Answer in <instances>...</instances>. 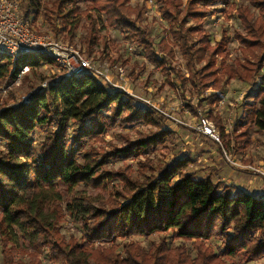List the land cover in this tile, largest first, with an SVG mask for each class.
<instances>
[{
	"label": "trees",
	"instance_id": "obj_1",
	"mask_svg": "<svg viewBox=\"0 0 264 264\" xmlns=\"http://www.w3.org/2000/svg\"><path fill=\"white\" fill-rule=\"evenodd\" d=\"M157 1L169 28L157 44L137 24L142 8L131 6L129 0H21L20 9L31 22L43 16L56 35L66 31L69 43L81 29V43L89 55L98 44L106 52L101 32L114 30L140 46L147 62L163 74L167 72L154 50L168 40L189 70L187 77H179L180 83L192 88L223 91L232 80L250 83L258 76L264 81V73L257 75L264 63V0H247L257 17L245 8L238 11L244 34L235 35L244 61L225 65L221 60L219 66L215 59L226 56L227 37L222 31L211 46L202 19L212 13L210 4L224 0H186L182 11L181 0ZM165 48L172 57V50ZM44 64H49L47 58L34 56L18 57L13 65L0 53V77L14 80L23 65L30 66L34 77V69ZM30 82L23 77L33 90L27 105L0 110V264H11L18 251L25 252V264H42L41 256L52 264H223L221 256L264 260V197L234 191L209 176L197 178L184 170V158L161 165L139 161L137 179L131 178L128 164L110 167L147 155L171 139L173 132L160 129L154 110L136 107L124 93L90 75L60 79L38 90ZM258 91L256 98L264 87ZM218 100L213 95L205 99V116L215 122L224 140L223 125L210 109ZM140 125L150 129L137 132L134 140L120 135L125 143L121 147L102 146L107 131ZM252 125L264 131V100L258 106L246 104L245 116L233 121L231 139L244 143L237 150L249 145ZM35 131L44 133L42 140L36 142ZM115 180L132 191L123 204L108 206L85 195L86 188L100 189ZM71 193L69 200L63 199ZM66 215L80 227V238L63 235ZM152 235L157 241L147 249L131 240ZM177 240L183 245L169 244ZM210 240L216 242L217 252L205 245ZM184 243H190L194 254Z\"/></svg>",
	"mask_w": 264,
	"mask_h": 264
},
{
	"label": "rangeland",
	"instance_id": "obj_2",
	"mask_svg": "<svg viewBox=\"0 0 264 264\" xmlns=\"http://www.w3.org/2000/svg\"><path fill=\"white\" fill-rule=\"evenodd\" d=\"M17 2L20 6L21 0H17ZM129 2L133 7L142 8L141 22H137V24L148 33L154 44L159 43L161 39L167 37L169 28L160 15L159 1L129 0ZM185 5L186 0H181L179 9L182 11ZM242 8L247 9L255 17L258 16V11L249 5L247 0L218 1L207 7V9L212 10V13L207 14L202 19V26L208 34L210 45H215L221 39L222 31L225 32L227 37L224 52L226 56H218L215 59L217 66H219L221 60L225 65H233L235 59L241 62L244 61L241 45L235 35L236 32L244 34V28L238 15V11ZM20 12L22 14L21 9ZM29 24L35 34L53 37L55 40L57 39V41L63 43V45L67 44V46L79 50L84 56L93 60L97 66H109L108 72L110 74H108L114 78V81L117 80L114 67L121 66L125 73V78L121 83H123V87L127 91L126 93L124 92V97L131 98L136 107H140L141 109L148 108L142 106L131 97V95L142 96L168 115V117L164 116L157 113L153 108H149L156 112L160 129H169L173 132L170 140H166L164 144L148 151L147 155H142L125 162L119 161L111 164L110 167L116 170L121 168L123 163L128 164L130 166L131 178L137 179L139 175L136 170L139 161L146 162L149 159L154 165H161L184 158L187 161V166L184 170L194 173L197 178L209 176L212 182L219 181L222 184L231 185L235 189L234 191L248 193L256 197H264V178L246 168L249 166L261 168L264 171V131L252 125L248 135L250 143L245 146L244 150L236 149V147L243 146L244 143L241 141L235 143L230 135L233 121L245 116L246 104L251 103L258 106L260 100H264V93L256 98L259 92L258 89L264 87V81L258 76L250 83L232 80L223 91H217L213 87L202 89L200 86L192 88L188 83L185 85L180 83L179 77H187L189 70L177 47L171 45V42L168 40L165 41V46L161 45L159 47L157 45L154 50L156 59L163 63L164 70L167 72L163 74L160 69H155L152 64L147 62L140 46L134 42H130V40H126L122 34L114 30L101 32V36L107 43L106 52L103 53L102 45L98 44L93 48L92 54L89 55L85 52L84 46L81 43L84 36V32L81 29H77L72 43H69L67 32H58L56 35L41 15H38L34 22L30 20ZM58 27L60 26L58 25ZM166 46L172 50V57L167 54ZM55 69L53 66H40L34 69V77L30 73V70L24 76L29 77V82L31 81L30 83L35 86L34 90H37L39 83L47 75L52 76L53 73L57 72ZM176 71L178 72V77L175 76ZM263 73L264 63L257 75H262ZM28 87L29 83H23V78L16 83L7 76L4 78L0 77V110L6 106L27 105L30 99L24 102L21 98L32 91ZM121 93L123 94V92ZM210 95L219 98L218 101L212 104L210 109L213 117L219 118L221 125H223L224 140L220 135L218 126L212 119H209L217 131L219 143L198 136L194 130L198 114L200 113L204 117L206 115L209 101H205V99L210 97ZM8 97H12V99L7 100ZM5 101H7L6 104H4ZM149 129V127L143 125L134 128L115 127L106 132L102 146L105 149H110L111 147L108 143H112L117 147H121L125 143L120 135H127L131 140H134L137 138V132L147 133ZM151 130L154 131L155 129L151 128ZM33 137L38 142L43 139L44 133L42 131H35ZM78 190H82L81 187ZM131 194L132 191L129 188L116 180L104 183V186L100 189L90 190V188H86L85 190V195H89L108 206L123 204ZM72 195L74 194L71 193L63 199L69 200ZM61 226V231L65 237L71 235L77 238L81 237L80 227L74 224L69 216L66 215L64 217ZM131 240L138 243L142 248L147 249L152 242L157 241V235L147 238L132 237ZM169 244L171 246L183 245L179 240L170 241ZM184 245L194 254L190 243H184ZM205 245L216 252L218 251L216 248L217 244L214 241H207ZM221 257L220 259L223 261V264H264L263 259L247 262L239 259V256L230 259ZM41 258L42 264H52L46 261L44 256H41ZM17 259L20 264H25L28 261L25 252L21 251L17 252V257L14 258L11 264H18L17 262L15 263Z\"/></svg>",
	"mask_w": 264,
	"mask_h": 264
},
{
	"label": "built area",
	"instance_id": "obj_3",
	"mask_svg": "<svg viewBox=\"0 0 264 264\" xmlns=\"http://www.w3.org/2000/svg\"><path fill=\"white\" fill-rule=\"evenodd\" d=\"M29 23L30 20L22 16L17 0H0V53L8 56L13 65L18 57L42 56L49 60V64L43 66L48 65L56 68L57 72L53 73L52 76L47 75V79L45 78L39 83L38 89H46L60 79L90 75L111 90L127 92L123 87V83H121L125 78L121 66L114 67L117 79L114 81V78L109 75V66H97L93 60L84 56L79 50H75L67 44L63 45L53 37L35 34ZM29 70V65H23L16 73L14 81L19 82ZM32 92L33 90L21 99L24 102L29 101ZM131 97L142 106L153 108L157 113L168 117L164 111L142 96L131 95ZM194 130L198 136L219 143L218 134L213 124L200 113ZM246 168L264 178V171L261 168L249 166Z\"/></svg>",
	"mask_w": 264,
	"mask_h": 264
},
{
	"label": "crops",
	"instance_id": "obj_4",
	"mask_svg": "<svg viewBox=\"0 0 264 264\" xmlns=\"http://www.w3.org/2000/svg\"><path fill=\"white\" fill-rule=\"evenodd\" d=\"M264 194V193H263ZM258 195H261V194H258Z\"/></svg>",
	"mask_w": 264,
	"mask_h": 264
},
{
	"label": "water",
	"instance_id": "obj_5",
	"mask_svg": "<svg viewBox=\"0 0 264 264\" xmlns=\"http://www.w3.org/2000/svg\"><path fill=\"white\" fill-rule=\"evenodd\" d=\"M38 90V89H37ZM30 96H31V94H30Z\"/></svg>",
	"mask_w": 264,
	"mask_h": 264
}]
</instances>
